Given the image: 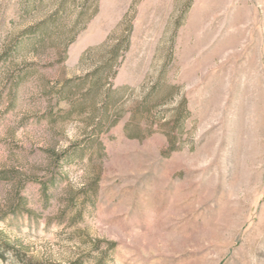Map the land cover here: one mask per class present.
<instances>
[{"label":"rangeland","instance_id":"rangeland-1","mask_svg":"<svg viewBox=\"0 0 264 264\" xmlns=\"http://www.w3.org/2000/svg\"><path fill=\"white\" fill-rule=\"evenodd\" d=\"M0 264H264V0H0Z\"/></svg>","mask_w":264,"mask_h":264}]
</instances>
